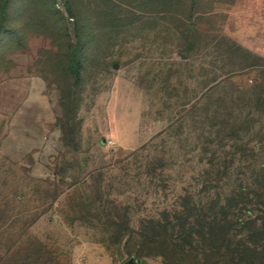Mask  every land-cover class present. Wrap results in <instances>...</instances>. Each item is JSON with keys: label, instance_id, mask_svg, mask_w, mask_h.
Wrapping results in <instances>:
<instances>
[{"label": "rangeland", "instance_id": "374dc122", "mask_svg": "<svg viewBox=\"0 0 264 264\" xmlns=\"http://www.w3.org/2000/svg\"><path fill=\"white\" fill-rule=\"evenodd\" d=\"M241 187L264 192V0H0V264H264L258 212L178 237Z\"/></svg>", "mask_w": 264, "mask_h": 264}, {"label": "trees", "instance_id": "16d2710c", "mask_svg": "<svg viewBox=\"0 0 264 264\" xmlns=\"http://www.w3.org/2000/svg\"><path fill=\"white\" fill-rule=\"evenodd\" d=\"M80 64L81 62L79 59H74L71 62V66H70L72 73L77 77L80 76ZM237 192H240V194ZM237 192L233 194L234 197L230 199V202L228 201L227 208L220 207L218 209L217 211L219 213L218 217L217 216H207V220H206V218L203 219L198 216H194L196 218V224L193 225L189 223L188 229H184L182 226L181 234L180 236H178L179 239L183 240L182 236L185 235L186 237H189L193 240L194 235H195V237L198 236L202 240V242L203 241L207 242L209 238H212L214 236L213 230L219 229L220 231H222L223 229H227L231 226L236 225V221L229 220L227 216L228 214L231 215L232 210H235L238 213V214H235L233 212L234 213L233 216L237 217L240 220V221L239 220L237 221L238 222L237 225L246 224L247 221H250L251 217L257 212L264 214V192L259 197L260 199L258 198L256 200L257 202H254V203L249 202L248 192L243 187H241L240 190ZM167 236L169 235H166V237ZM115 237H116L115 241L120 243L123 237V233L121 231H118ZM171 246L173 248L182 249L184 251L182 244L178 243L176 240H173L172 238H169V245H168L169 249L171 248ZM129 255L133 256L135 254H133L132 252H129ZM136 255L142 257L145 254H143V252H138L136 253Z\"/></svg>", "mask_w": 264, "mask_h": 264}, {"label": "water", "instance_id": "95a60500", "mask_svg": "<svg viewBox=\"0 0 264 264\" xmlns=\"http://www.w3.org/2000/svg\"><path fill=\"white\" fill-rule=\"evenodd\" d=\"M137 262L134 259H130L128 262L125 264H136Z\"/></svg>", "mask_w": 264, "mask_h": 264}, {"label": "built area", "instance_id": "2783aa9c", "mask_svg": "<svg viewBox=\"0 0 264 264\" xmlns=\"http://www.w3.org/2000/svg\"><path fill=\"white\" fill-rule=\"evenodd\" d=\"M57 8H61V3L60 2L57 3Z\"/></svg>", "mask_w": 264, "mask_h": 264}]
</instances>
